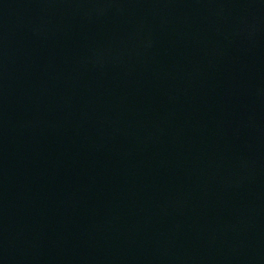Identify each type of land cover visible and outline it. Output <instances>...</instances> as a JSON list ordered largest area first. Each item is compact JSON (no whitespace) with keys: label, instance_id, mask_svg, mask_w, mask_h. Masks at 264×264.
Listing matches in <instances>:
<instances>
[{"label":"water","instance_id":"95a60500","mask_svg":"<svg viewBox=\"0 0 264 264\" xmlns=\"http://www.w3.org/2000/svg\"><path fill=\"white\" fill-rule=\"evenodd\" d=\"M0 264H264V0H0Z\"/></svg>","mask_w":264,"mask_h":264}]
</instances>
